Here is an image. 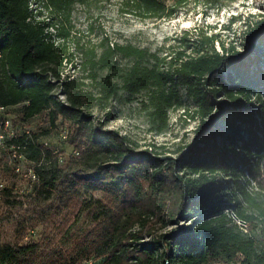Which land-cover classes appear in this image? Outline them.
Instances as JSON below:
<instances>
[{
    "label": "trees",
    "instance_id": "trees-1",
    "mask_svg": "<svg viewBox=\"0 0 264 264\" xmlns=\"http://www.w3.org/2000/svg\"><path fill=\"white\" fill-rule=\"evenodd\" d=\"M94 1L38 0L33 14L28 0H0V108L18 109L23 120L44 115L53 128L59 119L69 122L67 142L78 149L61 166L58 155L38 143L46 130L12 141L34 165L35 206L60 186L86 185L104 195L87 204L74 193L66 197L65 223L78 212L90 222L70 248L44 253L36 244L2 243L0 264H264V17L245 22L252 31L246 55L224 45L216 50L217 36L200 28L185 31L166 62L131 44H100L99 55L87 50L82 64L93 80L106 71L94 94L80 78L61 81L63 49L44 32L58 26L35 20L42 11L67 20L75 5ZM117 1L127 14L161 19L187 0ZM61 27L57 36H67ZM177 86L191 97L198 120L180 157L159 159L136 150L125 135L93 126L92 110L106 107L119 90L144 92L141 106L151 131L164 133L168 112L181 105ZM38 215L44 222L47 215ZM181 221L189 224L178 226ZM174 225L175 232L157 234Z\"/></svg>",
    "mask_w": 264,
    "mask_h": 264
},
{
    "label": "rangeland",
    "instance_id": "rangeland-1",
    "mask_svg": "<svg viewBox=\"0 0 264 264\" xmlns=\"http://www.w3.org/2000/svg\"><path fill=\"white\" fill-rule=\"evenodd\" d=\"M172 2L173 0L168 1L169 4ZM39 5L38 0H28L33 14ZM262 17L264 0H227L218 5H208L202 0H187L170 17L161 19H142L134 14H127L117 0H96L89 5H75L67 20L62 15H49L45 11H42L41 16H36L35 20L43 18L45 23L54 21L58 26L45 27L44 32L50 33L54 45L63 49L66 59L62 61L61 81L80 78L84 82V89L97 94V80L105 76L106 71H98L97 80L88 76V66L85 65V70L82 66L87 50L92 49L97 56L102 50L100 44L110 47L115 44H131L147 49L158 58H165L166 62L169 56L179 50V39L184 32L188 31L191 35L195 29L200 28L207 35L217 36L216 50L224 45L246 55L251 50L249 35L252 31L245 22H255ZM61 26L67 33L65 37L57 36ZM117 60L120 65L126 64L125 60ZM112 79L118 82V78ZM176 89L181 105L168 112L169 126L164 133L156 134L151 131L146 111L141 106V101L146 98L144 92L130 96L119 90L106 107L92 110L93 126L125 135L136 150L148 151L159 159L180 157L189 149L198 120L192 116L195 107L185 88L177 86ZM56 95L59 100H64L59 92ZM251 104L257 106V101L252 99ZM0 118L9 120L19 133L28 129L32 135L46 130L39 136L38 143L57 154L61 166L75 156L74 151L78 150L67 142L72 132L67 121L59 119L53 128L44 115L28 120L21 119L16 108L0 112ZM64 130L67 133L66 139L60 134ZM218 142L221 143V140ZM31 163L26 160L20 162L19 166L25 171ZM48 172L49 169H46V175ZM0 182L6 188L5 192H8L1 196L4 201L0 198V244L16 241L21 245L36 244L44 253L70 248L90 228L89 219L84 212H78L65 223L70 217V207L65 201L69 193H74L84 204L93 198L104 196L100 189L86 185H78L76 188L60 186L58 190L52 191L48 199L40 200L39 205L35 206L37 192L33 191V184L14 172L8 148L0 153ZM227 210H232L231 205ZM41 213L47 215L44 222L37 220ZM185 224L189 222L181 221L178 226ZM178 226L156 231L157 234L175 232ZM145 241H149V238ZM81 264L106 263L103 259H91Z\"/></svg>",
    "mask_w": 264,
    "mask_h": 264
},
{
    "label": "built area",
    "instance_id": "built-area-1",
    "mask_svg": "<svg viewBox=\"0 0 264 264\" xmlns=\"http://www.w3.org/2000/svg\"><path fill=\"white\" fill-rule=\"evenodd\" d=\"M0 112H4L3 108H0ZM63 139L67 138V133L64 131L60 132ZM25 135L26 137H31V133L28 129L19 133L12 123L4 118H0V153L7 149L10 151V158L13 160V170L21 178L33 184L37 180V174L35 172L34 165L31 163L25 171L21 169L19 163L26 161L25 155L20 151L23 146L16 143H12L13 140H17L20 136ZM75 155H78V151H74ZM19 162V163H18ZM5 186L0 182V198L2 193L5 191Z\"/></svg>",
    "mask_w": 264,
    "mask_h": 264
},
{
    "label": "bare ground",
    "instance_id": "bare-ground-1",
    "mask_svg": "<svg viewBox=\"0 0 264 264\" xmlns=\"http://www.w3.org/2000/svg\"><path fill=\"white\" fill-rule=\"evenodd\" d=\"M1 56H2V55H1V51H0V59H1Z\"/></svg>",
    "mask_w": 264,
    "mask_h": 264
}]
</instances>
